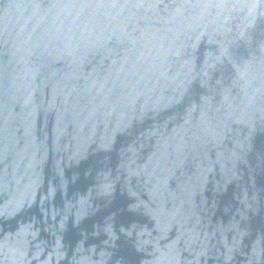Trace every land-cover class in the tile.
Wrapping results in <instances>:
<instances>
[{
  "label": "water",
  "instance_id": "95a60500",
  "mask_svg": "<svg viewBox=\"0 0 264 264\" xmlns=\"http://www.w3.org/2000/svg\"><path fill=\"white\" fill-rule=\"evenodd\" d=\"M0 264H264V0H0Z\"/></svg>",
  "mask_w": 264,
  "mask_h": 264
}]
</instances>
